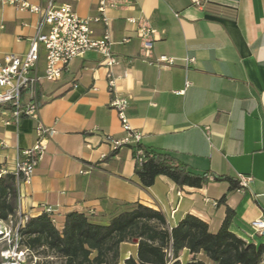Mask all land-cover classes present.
Returning <instances> with one entry per match:
<instances>
[{
  "label": "crops",
  "instance_id": "crops-1",
  "mask_svg": "<svg viewBox=\"0 0 264 264\" xmlns=\"http://www.w3.org/2000/svg\"><path fill=\"white\" fill-rule=\"evenodd\" d=\"M28 1L46 6L51 0ZM53 1L93 19V38H103L106 26L94 21L100 16L98 0ZM114 1L118 7L106 11L119 62L113 72L120 92L129 97L131 127L142 133L143 147L173 154L207 180L199 188L180 187L158 176L150 188L140 185L133 150L114 153L106 141L126 133L110 108L103 58L90 51L71 62L61 81L42 82L39 120L0 117V169L7 174L19 152L35 145L39 122L57 130L32 181L17 187L16 215L37 217L49 205L57 209L58 227L73 212H93L94 223L108 225L141 204L161 212L170 229L193 215L217 233L230 208L235 212L230 230L264 244V233L252 226L264 221V0ZM130 18L156 32L148 58L141 56L143 41ZM48 31L47 25L40 28L38 14L0 0V62L8 54L26 55L31 40ZM162 56L174 64L161 62ZM45 63L42 48L41 72ZM240 176L251 177L244 190ZM215 177L230 178L238 187L231 190L230 181ZM138 245V240L122 243L120 264L137 259ZM198 260L212 264L205 252L179 253L181 264Z\"/></svg>",
  "mask_w": 264,
  "mask_h": 264
},
{
  "label": "trees",
  "instance_id": "trees-1",
  "mask_svg": "<svg viewBox=\"0 0 264 264\" xmlns=\"http://www.w3.org/2000/svg\"><path fill=\"white\" fill-rule=\"evenodd\" d=\"M138 148L144 155L141 164L136 162L135 172L144 189L154 185L158 176H166L180 187L199 188L207 180V174L193 172L167 151L142 145ZM133 155L136 158L134 149ZM215 180L230 181L231 190L238 187L230 178ZM17 209L16 177L6 174L0 178V221L7 222ZM234 217L235 212L228 208L220 230L212 233L207 223L193 215L170 229L161 212L141 204L131 205L108 225L96 224L88 215L73 212L58 227L54 215L43 213L30 217L21 229V245L37 257L35 264H55V259L64 264H120L122 243L133 240L139 244L137 259L129 258L126 264H181L179 253L183 249L192 254L205 252L212 264H262L264 244L256 245L234 234L230 230ZM32 258L27 264L33 263ZM187 264L207 263L198 260Z\"/></svg>",
  "mask_w": 264,
  "mask_h": 264
},
{
  "label": "built area",
  "instance_id": "built-area-1",
  "mask_svg": "<svg viewBox=\"0 0 264 264\" xmlns=\"http://www.w3.org/2000/svg\"><path fill=\"white\" fill-rule=\"evenodd\" d=\"M3 3L14 6L20 11L36 13L40 17V28L49 26L47 33L39 32L30 42L26 55L8 54L0 62V117L8 113L11 118L19 122L24 117L39 120V111L43 104L40 85L43 81L56 83L63 79L68 67L73 60L83 57L87 52L94 51L103 58L102 64L107 70L108 90L111 95L110 108L113 109L121 122L126 137L121 140L106 137L113 152L122 147L136 150V162L142 163L144 151L138 148L141 145L142 133L133 129L129 123L128 108L129 97L121 93L113 69L119 64L112 51L113 42L109 30V20L106 11L118 7L114 0H98L97 10L100 16L94 19L106 26L103 38L94 39L91 22L93 19H82L71 5H56L51 0L46 6H37L28 0H2ZM129 22L137 26L136 33L143 41L141 56L150 57L155 31L145 25L143 21L130 18ZM127 41V40H126ZM46 51V63L43 72L39 62L41 49ZM169 65L174 64V59L162 56L159 59ZM194 59H188L187 63ZM8 122V121H7ZM38 140L29 149L19 152L16 167L12 173L16 177L17 187L21 183L29 184L37 167L43 161L47 144L57 133L53 127H47L39 122L36 127ZM5 169H0V178L5 176ZM212 180V178H210ZM251 181L249 176L239 177V189L244 190ZM56 207L45 205L43 212L49 215L56 213ZM93 212L88 214L91 217ZM28 215H15L7 222L0 221V243L5 247L0 250V264H27L32 258L35 264L37 257L21 245L20 231L29 220ZM260 233H264V221H257L252 225Z\"/></svg>",
  "mask_w": 264,
  "mask_h": 264
},
{
  "label": "rangeland",
  "instance_id": "rangeland-1",
  "mask_svg": "<svg viewBox=\"0 0 264 264\" xmlns=\"http://www.w3.org/2000/svg\"><path fill=\"white\" fill-rule=\"evenodd\" d=\"M5 247L4 243H0V250H2ZM55 264H64L62 260L55 259Z\"/></svg>",
  "mask_w": 264,
  "mask_h": 264
},
{
  "label": "bare ground",
  "instance_id": "bare-ground-1",
  "mask_svg": "<svg viewBox=\"0 0 264 264\" xmlns=\"http://www.w3.org/2000/svg\"><path fill=\"white\" fill-rule=\"evenodd\" d=\"M0 235H1V231H0Z\"/></svg>",
  "mask_w": 264,
  "mask_h": 264
}]
</instances>
